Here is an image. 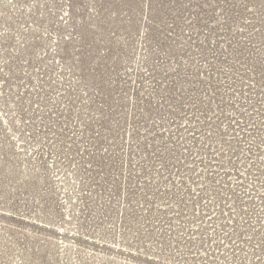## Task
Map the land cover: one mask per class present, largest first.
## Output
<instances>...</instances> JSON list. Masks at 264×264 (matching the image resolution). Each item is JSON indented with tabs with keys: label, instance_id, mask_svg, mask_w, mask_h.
I'll use <instances>...</instances> for the list:
<instances>
[{
	"label": "rangeland",
	"instance_id": "1",
	"mask_svg": "<svg viewBox=\"0 0 264 264\" xmlns=\"http://www.w3.org/2000/svg\"><path fill=\"white\" fill-rule=\"evenodd\" d=\"M0 264H264V0H0Z\"/></svg>",
	"mask_w": 264,
	"mask_h": 264
}]
</instances>
